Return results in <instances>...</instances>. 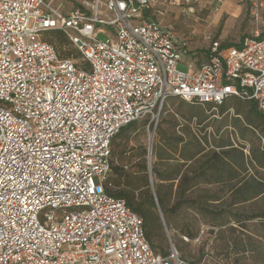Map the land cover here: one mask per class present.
I'll list each match as a JSON object with an SVG mask.
<instances>
[{"label": "built area", "instance_id": "1", "mask_svg": "<svg viewBox=\"0 0 264 264\" xmlns=\"http://www.w3.org/2000/svg\"><path fill=\"white\" fill-rule=\"evenodd\" d=\"M167 2L189 14L201 4L0 0V264H188L173 248L155 255L141 218L105 194L111 140L155 123L170 97L211 109L238 98L264 113V21L236 46L209 41L198 62L153 17ZM253 7L258 19L264 0ZM49 30L80 59L62 58Z\"/></svg>", "mask_w": 264, "mask_h": 264}, {"label": "trees", "instance_id": "2", "mask_svg": "<svg viewBox=\"0 0 264 264\" xmlns=\"http://www.w3.org/2000/svg\"><path fill=\"white\" fill-rule=\"evenodd\" d=\"M42 39L62 49V54L57 52L62 58L80 59L62 32L45 31ZM217 108L220 115L232 111L230 124L222 120L216 126L205 114L209 105L168 98L149 153L142 146H121L123 136L128 138L127 133L139 130L141 124L120 129L111 140L104 191L141 218L144 238L155 255L167 256L168 229L193 240L201 220L207 233H215L226 245L232 240L236 251L249 252L253 261L260 262L264 113L255 102L238 98H229Z\"/></svg>", "mask_w": 264, "mask_h": 264}, {"label": "rangeland", "instance_id": "3", "mask_svg": "<svg viewBox=\"0 0 264 264\" xmlns=\"http://www.w3.org/2000/svg\"><path fill=\"white\" fill-rule=\"evenodd\" d=\"M254 1L224 0L216 12L213 0H201L200 5L193 7L192 14L167 2L154 7L152 15L162 25L172 28L178 48L184 49L188 55L195 54L200 61H204V54L209 41L216 40L224 46H236L244 37L252 36L255 30L261 29V24L264 21V11L259 9V17L256 19L252 15ZM100 39L105 40L106 37L100 36ZM55 48L59 54H62V49ZM73 50L75 51V49ZM188 55L186 59H192ZM179 69L186 71V67L182 65H179ZM205 114L210 116V120L216 121L215 125L218 126L222 120L223 124L226 122L230 124L232 111L227 115H220L217 108L210 109ZM160 117L159 115L155 123H151L149 126H147L145 120L137 121L141 124V127L135 132L127 133L128 138L123 136L121 146L126 148L142 146L147 152L149 148L151 151L155 137L153 125H157ZM262 143L263 140L258 145ZM197 227L198 235L193 240L181 236L174 229H168L167 251L173 248L182 259L191 263L264 264V255L260 257V262L253 261L251 256L254 255L249 252L243 254L236 251L232 240L229 241V245H226L217 238L215 233H207V225L201 220L197 221ZM234 236H238V233H235ZM226 246L227 249L223 251L222 248ZM261 248L264 253V240L261 241Z\"/></svg>", "mask_w": 264, "mask_h": 264}, {"label": "crops", "instance_id": "4", "mask_svg": "<svg viewBox=\"0 0 264 264\" xmlns=\"http://www.w3.org/2000/svg\"><path fill=\"white\" fill-rule=\"evenodd\" d=\"M175 43H176V41H175ZM191 55V58L193 59V60H196V61H200L199 59H198V57H196L195 56V54H190Z\"/></svg>", "mask_w": 264, "mask_h": 264}]
</instances>
